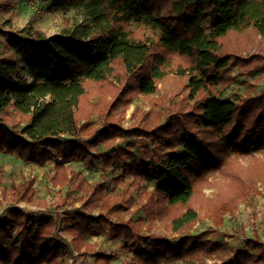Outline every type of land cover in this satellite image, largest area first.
<instances>
[{
	"label": "trees",
	"instance_id": "obj_1",
	"mask_svg": "<svg viewBox=\"0 0 264 264\" xmlns=\"http://www.w3.org/2000/svg\"><path fill=\"white\" fill-rule=\"evenodd\" d=\"M54 6L80 9L84 20L63 35L8 38L32 80L15 61L0 60V153L28 163L60 159L51 181L81 194L82 206L65 228L70 247L56 236L52 217L11 208L0 221V236L11 240H0V264H67L65 253L93 250L87 237L107 229L133 250L130 264H264V241L250 239L246 250L232 253L208 232L190 233L201 216L223 224L264 183V158L242 159L264 151V91L236 101L218 97L235 69L264 72V0H54ZM147 27L159 30L157 39ZM171 79L181 90L166 108L156 95ZM140 95L151 97L152 107L137 111L124 129L128 106ZM117 138L150 140L153 163L125 165L120 176L95 184L64 167L100 145L108 146L101 155L106 165L122 164L127 148L110 146ZM127 177L129 189L114 193ZM148 184L155 189H144ZM35 196L34 182L24 181L10 199L32 203ZM135 209L142 217L125 219ZM157 222L180 236L175 243L142 235ZM94 264L112 262L99 252Z\"/></svg>",
	"mask_w": 264,
	"mask_h": 264
},
{
	"label": "rangeland",
	"instance_id": "obj_2",
	"mask_svg": "<svg viewBox=\"0 0 264 264\" xmlns=\"http://www.w3.org/2000/svg\"><path fill=\"white\" fill-rule=\"evenodd\" d=\"M84 20V14L80 9L69 7L59 9L54 6V0H0V60L15 61L22 70V74L32 80L26 64L22 57L9 48L7 40L11 34L27 35L31 31H38L47 36L63 35L70 28ZM132 27L138 25L131 22ZM148 33L155 39L160 32L157 28L147 27ZM233 83L226 89H220L218 97L220 99L239 100L247 94H259L264 91V72L256 76H246L238 69L232 73ZM186 81L188 78L185 79ZM181 90V85L177 79H171L159 86L156 98L167 108L178 102L177 95ZM152 107L151 97L138 96L129 104L127 115L123 121V128L130 129L134 123L137 111H148ZM72 139L73 137H65ZM80 138L87 140L88 135H80ZM128 143L132 146L127 147ZM112 147L123 146L127 148L128 154L124 157L122 164L106 165L103 162L102 154L108 150V146L100 145L91 149V155L84 159L74 160L64 163V167L71 175L79 174L89 183L95 184L104 180H110L120 176L124 166L135 164L138 161L147 160L151 154V141L147 139H123L117 138L110 144ZM251 156L264 158V151H253L251 154H244L242 159L244 164L251 161ZM60 159L47 162L45 164L24 162L21 158L13 154L0 153V221L9 216L11 208H21L26 213L40 217H52L57 223L56 236L67 245L72 246V238L65 231V228L72 222L73 215L81 209V194L69 191L66 187H55L51 181L56 174V164ZM217 174V173H216ZM24 181H33L36 196L32 203L14 202L10 199L12 188L16 184ZM132 177H127L126 183L117 188H113L114 193L128 190L132 183ZM146 190L153 191V184L144 185ZM132 190V189H131ZM208 194L212 191L206 190ZM99 209L93 214L98 215ZM142 212L135 209L125 219L130 217L137 219L142 217ZM114 220L116 217L110 215ZM208 232L209 237L217 242L228 243L232 253L238 250H246L247 242L250 239L264 241V183L259 184V194L252 199L241 203L239 209L234 214H229L224 218L223 224H215L211 219L201 216L197 225L190 232L198 234ZM142 235L156 233L162 239L175 243L180 237L174 235L159 222L151 227L145 226ZM15 235V232L12 233ZM0 240L10 243L11 240L0 236ZM93 250L83 249L81 252L72 248L71 252L65 253L63 260L67 264H94L96 253H107L112 264H130L133 250H126L127 243L122 240L112 238L108 229L98 235L87 237L86 240ZM212 262L211 260H209ZM163 264H198L190 261H176Z\"/></svg>",
	"mask_w": 264,
	"mask_h": 264
}]
</instances>
